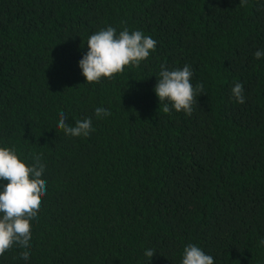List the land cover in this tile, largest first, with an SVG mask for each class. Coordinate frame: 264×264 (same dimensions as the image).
<instances>
[{"label": "trees", "instance_id": "16d2710c", "mask_svg": "<svg viewBox=\"0 0 264 264\" xmlns=\"http://www.w3.org/2000/svg\"><path fill=\"white\" fill-rule=\"evenodd\" d=\"M108 26L140 30L156 48L139 66L86 82L79 60ZM257 50L264 0H0V146L29 165L41 154L46 181L30 248L14 245L0 264H181L190 243L214 264H264ZM162 64L189 65L193 87L203 84L190 116L170 103L163 112ZM60 112L72 125L91 118L94 130L66 135Z\"/></svg>", "mask_w": 264, "mask_h": 264}, {"label": "clouds", "instance_id": "9594fccd", "mask_svg": "<svg viewBox=\"0 0 264 264\" xmlns=\"http://www.w3.org/2000/svg\"><path fill=\"white\" fill-rule=\"evenodd\" d=\"M247 0H240L244 5ZM156 41L144 35L140 30L129 32L127 28L117 34L115 28L108 26L94 34L87 40L88 51L79 60L86 82H99L101 78H112L122 73L125 66H139L146 60L150 51L156 48ZM256 59L264 57V50L254 53ZM193 73L189 65L183 68L168 70L162 64L159 79L154 91L163 104V112H170L171 107L177 112L184 111L191 115L193 105L197 103V92L203 93V84L195 88L190 82ZM237 103H245L244 86L236 82L231 89ZM97 117L110 115L108 109L97 107ZM66 114L59 113L57 127L66 135L73 137L88 136L92 128V119L77 120L75 125L66 122ZM34 162L29 165L22 160L14 147L0 146V256L6 250L18 245L20 248H30L31 224L36 219L41 206V198L46 194V181L41 177L45 166L41 163V154H35ZM264 243V241H262ZM155 251L145 250V256L150 259ZM29 251H22L20 258L28 260ZM181 264H214L213 257L195 244H187L183 250Z\"/></svg>", "mask_w": 264, "mask_h": 264}]
</instances>
